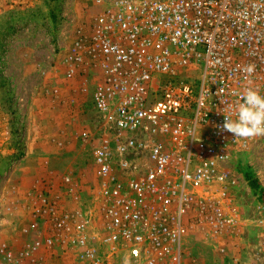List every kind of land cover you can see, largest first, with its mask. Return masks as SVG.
<instances>
[{
  "label": "built area",
  "instance_id": "built-area-1",
  "mask_svg": "<svg viewBox=\"0 0 264 264\" xmlns=\"http://www.w3.org/2000/svg\"><path fill=\"white\" fill-rule=\"evenodd\" d=\"M93 1L62 74L101 120L96 207L39 193L26 241L18 254L1 244L0 264H183L194 223L219 236L233 220L239 158L264 139L219 127L246 88L264 96V0Z\"/></svg>",
  "mask_w": 264,
  "mask_h": 264
},
{
  "label": "rangeland",
  "instance_id": "rangeland-1",
  "mask_svg": "<svg viewBox=\"0 0 264 264\" xmlns=\"http://www.w3.org/2000/svg\"><path fill=\"white\" fill-rule=\"evenodd\" d=\"M97 10L93 0H0V245L16 254L39 193L69 211L93 214L96 207L91 149L102 124L87 97L71 92L78 84L63 79L62 59ZM54 88L61 102L48 95ZM83 131L94 135L91 141L79 139ZM239 167L249 168L259 189L238 171L233 220L219 236L194 223L183 264H264V139Z\"/></svg>",
  "mask_w": 264,
  "mask_h": 264
},
{
  "label": "clouds",
  "instance_id": "clouds-1",
  "mask_svg": "<svg viewBox=\"0 0 264 264\" xmlns=\"http://www.w3.org/2000/svg\"><path fill=\"white\" fill-rule=\"evenodd\" d=\"M253 66L249 65L246 72L250 75ZM236 119L224 116L220 127L222 131L232 133L236 139L250 140L264 136V96L258 89L246 88L239 93V100L232 110Z\"/></svg>",
  "mask_w": 264,
  "mask_h": 264
},
{
  "label": "trees",
  "instance_id": "trees-1",
  "mask_svg": "<svg viewBox=\"0 0 264 264\" xmlns=\"http://www.w3.org/2000/svg\"><path fill=\"white\" fill-rule=\"evenodd\" d=\"M237 170L243 175L244 180L248 183L251 189L253 190L259 189L258 181L256 177H253L251 175V171L249 170L248 167H239Z\"/></svg>",
  "mask_w": 264,
  "mask_h": 264
},
{
  "label": "crops",
  "instance_id": "crops-1",
  "mask_svg": "<svg viewBox=\"0 0 264 264\" xmlns=\"http://www.w3.org/2000/svg\"><path fill=\"white\" fill-rule=\"evenodd\" d=\"M9 203V202H8ZM14 203V201L12 200V199H10V203L9 204H13Z\"/></svg>",
  "mask_w": 264,
  "mask_h": 264
}]
</instances>
